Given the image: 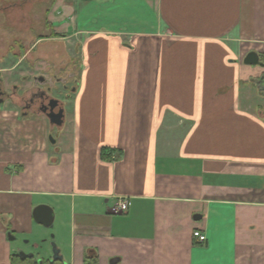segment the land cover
Instances as JSON below:
<instances>
[{
  "label": "crops",
  "instance_id": "0c3cea01",
  "mask_svg": "<svg viewBox=\"0 0 264 264\" xmlns=\"http://www.w3.org/2000/svg\"><path fill=\"white\" fill-rule=\"evenodd\" d=\"M48 19L76 76L60 125L0 94V264L51 242L67 264H264V66L243 62L264 63V0H55ZM21 65L0 58L1 83L45 95Z\"/></svg>",
  "mask_w": 264,
  "mask_h": 264
},
{
  "label": "rangeland",
  "instance_id": "374dc122",
  "mask_svg": "<svg viewBox=\"0 0 264 264\" xmlns=\"http://www.w3.org/2000/svg\"><path fill=\"white\" fill-rule=\"evenodd\" d=\"M54 4L55 0H0V58L4 64L21 59L19 69L31 72L25 73L27 78L32 74L43 73L48 81L46 84L50 86V95L58 98L63 94L65 86L67 89L73 86L72 78L76 76L77 68L73 42H65L62 35L55 33L48 19ZM42 37H45V42L40 40L41 44L37 45L38 38ZM40 60L45 61L43 66L39 63ZM4 77V74H0V80ZM21 80L24 79L15 80L20 93L29 89ZM10 83V80L7 83L0 81L4 97H8V92L12 90ZM7 104L12 107L20 106L11 101H7ZM52 132L56 135L58 131L54 129ZM21 241L20 245L27 248L26 240ZM51 244L52 242V253ZM42 245L40 241L36 245L39 248L37 250L42 251Z\"/></svg>",
  "mask_w": 264,
  "mask_h": 264
},
{
  "label": "water",
  "instance_id": "95a60500",
  "mask_svg": "<svg viewBox=\"0 0 264 264\" xmlns=\"http://www.w3.org/2000/svg\"><path fill=\"white\" fill-rule=\"evenodd\" d=\"M243 62L248 65L260 64L264 66V63L260 61L259 55L254 51L248 52L245 55ZM1 102H2V98L0 97V103ZM41 111L48 118L51 124L60 125L63 122L64 111L62 107L58 106V100H56L55 98H50L48 104L46 106L44 104ZM50 141L53 143L55 142V139L52 136H50ZM32 216L36 223H39L44 226H49L53 221V211L51 207L46 204H39L35 206L32 211ZM194 218L199 219L200 215L196 214L194 215ZM8 238L9 239L13 238L11 236V233H8ZM51 245H52L51 256L45 262L41 258H36L35 257L36 254L34 253H25L23 251H19L18 256L23 260L25 259L30 260L29 262H24L22 264H55L56 262H61V264H67L62 260V256L59 254V250L57 249L55 244L52 243ZM114 261L115 259H112L111 263Z\"/></svg>",
  "mask_w": 264,
  "mask_h": 264
},
{
  "label": "flooded vegetation",
  "instance_id": "af4514ba",
  "mask_svg": "<svg viewBox=\"0 0 264 264\" xmlns=\"http://www.w3.org/2000/svg\"><path fill=\"white\" fill-rule=\"evenodd\" d=\"M47 82L48 81L45 78V95L39 90H26V92H23V95L21 94L18 96V89L16 87H12V90L8 92V97L10 100L20 105V108L22 110H29L31 108H34L35 110H40L42 109L44 104L45 106L48 104L50 99V96L48 95V93L50 92V86L49 84H46ZM0 91L1 95H4V92L2 90Z\"/></svg>",
  "mask_w": 264,
  "mask_h": 264
},
{
  "label": "built area",
  "instance_id": "2783aa9c",
  "mask_svg": "<svg viewBox=\"0 0 264 264\" xmlns=\"http://www.w3.org/2000/svg\"><path fill=\"white\" fill-rule=\"evenodd\" d=\"M127 207H128L127 200L122 199L117 202L114 211H126ZM192 235L199 243H204L206 241V236L199 230L193 231Z\"/></svg>",
  "mask_w": 264,
  "mask_h": 264
},
{
  "label": "trees",
  "instance_id": "16d2710c",
  "mask_svg": "<svg viewBox=\"0 0 264 264\" xmlns=\"http://www.w3.org/2000/svg\"><path fill=\"white\" fill-rule=\"evenodd\" d=\"M105 153L106 152L103 151L102 155L105 156ZM25 260L21 259L19 256L16 255V256L12 257V264H22V263H24ZM83 264H96L94 255L88 256L84 260Z\"/></svg>",
  "mask_w": 264,
  "mask_h": 264
}]
</instances>
